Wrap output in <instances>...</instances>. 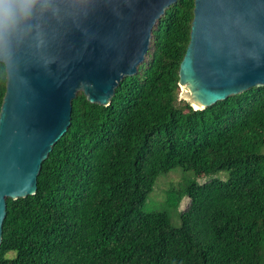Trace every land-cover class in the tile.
Returning <instances> with one entry per match:
<instances>
[{
  "label": "trees",
  "instance_id": "1",
  "mask_svg": "<svg viewBox=\"0 0 264 264\" xmlns=\"http://www.w3.org/2000/svg\"><path fill=\"white\" fill-rule=\"evenodd\" d=\"M193 1L165 10L108 105L72 99L35 194L6 198L0 264H264V85L204 109L179 98ZM5 81L0 62V107ZM175 167L228 170L173 190L188 197L179 225L143 210Z\"/></svg>",
  "mask_w": 264,
  "mask_h": 264
},
{
  "label": "water",
  "instance_id": "2",
  "mask_svg": "<svg viewBox=\"0 0 264 264\" xmlns=\"http://www.w3.org/2000/svg\"><path fill=\"white\" fill-rule=\"evenodd\" d=\"M177 0H36L27 22L0 23L5 92L0 107V243L6 198L33 195L81 91L108 105L135 74L152 31ZM178 69L179 98L204 109L264 85V0H194Z\"/></svg>",
  "mask_w": 264,
  "mask_h": 264
},
{
  "label": "rangeland",
  "instance_id": "3",
  "mask_svg": "<svg viewBox=\"0 0 264 264\" xmlns=\"http://www.w3.org/2000/svg\"><path fill=\"white\" fill-rule=\"evenodd\" d=\"M228 175L227 169H220L212 173L202 171L186 170L175 167L160 174L148 193L143 205V210L160 209L166 211L173 225L180 224V213L188 204V197L184 193H174L173 190L182 189L189 180L202 183L211 178L225 179ZM170 191H173L172 195Z\"/></svg>",
  "mask_w": 264,
  "mask_h": 264
},
{
  "label": "clouds",
  "instance_id": "4",
  "mask_svg": "<svg viewBox=\"0 0 264 264\" xmlns=\"http://www.w3.org/2000/svg\"><path fill=\"white\" fill-rule=\"evenodd\" d=\"M19 0H0V23L29 22L31 14L18 7ZM36 0H26L28 4H35Z\"/></svg>",
  "mask_w": 264,
  "mask_h": 264
}]
</instances>
